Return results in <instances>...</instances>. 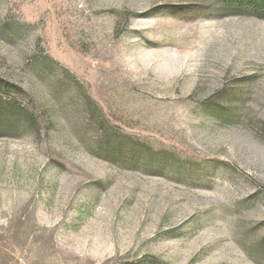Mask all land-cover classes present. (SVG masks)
I'll list each match as a JSON object with an SVG mask.
<instances>
[{
	"label": "rangeland",
	"instance_id": "rangeland-1",
	"mask_svg": "<svg viewBox=\"0 0 264 264\" xmlns=\"http://www.w3.org/2000/svg\"><path fill=\"white\" fill-rule=\"evenodd\" d=\"M211 6L0 0L36 119L0 130V264H264V19Z\"/></svg>",
	"mask_w": 264,
	"mask_h": 264
},
{
	"label": "trees",
	"instance_id": "trees-1",
	"mask_svg": "<svg viewBox=\"0 0 264 264\" xmlns=\"http://www.w3.org/2000/svg\"><path fill=\"white\" fill-rule=\"evenodd\" d=\"M214 1L219 8L211 6V12L223 11L238 16L264 19V0ZM28 94V91L21 86L0 77V130L13 134L20 129L36 126L34 115L21 104V100H24Z\"/></svg>",
	"mask_w": 264,
	"mask_h": 264
}]
</instances>
